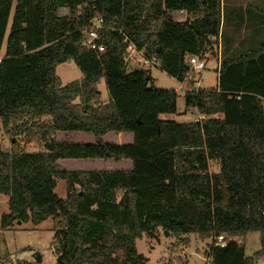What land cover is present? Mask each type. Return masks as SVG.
Instances as JSON below:
<instances>
[{
  "label": "trees",
  "instance_id": "16d2710c",
  "mask_svg": "<svg viewBox=\"0 0 264 264\" xmlns=\"http://www.w3.org/2000/svg\"><path fill=\"white\" fill-rule=\"evenodd\" d=\"M97 20L102 52L84 45V29ZM220 25V0H0V131L9 138L0 146L8 198L0 229L50 219L56 264H147L134 243L159 230L183 247L190 234L209 241L207 264H245L240 239L257 232L251 260L264 262V42L223 59L215 88H195L190 59L210 58ZM129 45L146 66L186 85L183 114L199 121L160 119L177 113V92L156 89L146 66L131 67ZM65 62L81 78L62 86L55 69ZM109 134L131 140L105 142ZM33 144L43 151L26 153ZM56 179L66 183L63 200ZM219 237L224 247L214 245Z\"/></svg>",
  "mask_w": 264,
  "mask_h": 264
},
{
  "label": "rangeland",
  "instance_id": "374dc122",
  "mask_svg": "<svg viewBox=\"0 0 264 264\" xmlns=\"http://www.w3.org/2000/svg\"><path fill=\"white\" fill-rule=\"evenodd\" d=\"M15 5V3H14ZM13 5V6H14ZM69 12L67 8H60L59 14L62 16ZM4 46L1 48V54ZM135 61L130 60V64L135 66ZM145 69L154 81V87L160 90H175L177 92V113L175 115H162L161 120H170L178 123H187L193 121L191 114L184 115L183 92L186 85L182 86L174 79L167 76L159 68L150 65ZM55 75L59 78L62 86L75 82L81 78V73L72 62L61 63L56 66ZM193 87L200 89H211L216 84L215 62L213 58L205 59V68L194 70L190 77ZM101 94L102 102L106 104L109 101L105 79L102 78L97 86ZM264 107V104H263ZM77 140V138H70ZM0 146L3 149L9 147V138L0 131ZM43 149L37 145L26 147V153H39ZM219 166L217 162L209 163V172L217 173ZM54 194L61 200L67 196L65 181L56 179ZM8 214V198L0 194V220L1 216ZM52 222L50 219L35 226L31 222L15 223L7 230L0 229V258L5 264H16L23 261L30 264H56L57 257L51 249L53 232L51 230ZM188 244L183 247L176 237L164 234L161 230L157 231L154 238L142 236L134 243L136 253L143 257L147 264H207L206 249L209 241H202L196 234L187 236ZM244 253L248 260H251L253 253L260 249L259 233H248L243 239ZM176 249V250H175ZM117 258L122 259V254L118 253ZM37 257L40 263H37ZM252 261V260H251ZM251 264H264V262H253Z\"/></svg>",
  "mask_w": 264,
  "mask_h": 264
},
{
  "label": "crops",
  "instance_id": "0c3cea01",
  "mask_svg": "<svg viewBox=\"0 0 264 264\" xmlns=\"http://www.w3.org/2000/svg\"><path fill=\"white\" fill-rule=\"evenodd\" d=\"M57 14L60 16L59 9ZM171 17L179 22L187 19V15L182 11H173ZM220 18V31L213 46V57H211L215 62V87L217 71L223 59H238L256 52L264 42V0H220ZM130 65L135 67L133 64ZM57 136L65 137L67 135L58 134ZM69 136L79 139L78 141H91L89 136L83 134ZM130 140L128 135L123 134H109L104 138L105 142L117 144ZM92 164H97V167L103 169H112L115 166L111 162H94ZM119 165L123 169L130 167L127 162H122Z\"/></svg>",
  "mask_w": 264,
  "mask_h": 264
},
{
  "label": "built area",
  "instance_id": "2783aa9c",
  "mask_svg": "<svg viewBox=\"0 0 264 264\" xmlns=\"http://www.w3.org/2000/svg\"><path fill=\"white\" fill-rule=\"evenodd\" d=\"M68 15H69V12H66L62 16L66 17ZM101 24H102V21L97 20L90 27H88L87 29H84V31H83V33L86 35L84 45L88 49L93 50V51H97V52H102V48L97 47L94 43V40L96 39V32H97V30H99L101 28ZM2 56L3 55L0 53V62H1ZM127 56L130 60H134L135 65H137L139 67L149 65V62L145 58H143L141 53L137 52L132 45L128 46ZM190 64L192 65L194 70H202L205 68V60H198L196 58H191ZM200 119H201V117L198 116V117H195L193 119V121L197 122ZM214 245L218 246V247H224L225 242H224L222 237H219V238L215 239Z\"/></svg>",
  "mask_w": 264,
  "mask_h": 264
},
{
  "label": "water",
  "instance_id": "95a60500",
  "mask_svg": "<svg viewBox=\"0 0 264 264\" xmlns=\"http://www.w3.org/2000/svg\"><path fill=\"white\" fill-rule=\"evenodd\" d=\"M212 54H213V53L210 54V57H213ZM186 65H188V64L186 63ZM18 224H20V223L18 222ZM164 234L166 235L167 232H164ZM36 259H37V263H40V258L37 257ZM251 263H252V261H251V260H248L245 264H251Z\"/></svg>",
  "mask_w": 264,
  "mask_h": 264
}]
</instances>
